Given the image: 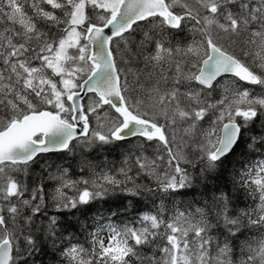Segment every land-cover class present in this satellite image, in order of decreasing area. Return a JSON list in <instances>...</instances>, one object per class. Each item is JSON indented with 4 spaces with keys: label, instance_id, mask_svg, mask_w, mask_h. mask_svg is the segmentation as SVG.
<instances>
[{
    "label": "snow or ice",
    "instance_id": "6c2138e0",
    "mask_svg": "<svg viewBox=\"0 0 264 264\" xmlns=\"http://www.w3.org/2000/svg\"><path fill=\"white\" fill-rule=\"evenodd\" d=\"M0 264H264V0H0Z\"/></svg>",
    "mask_w": 264,
    "mask_h": 264
},
{
    "label": "trees",
    "instance_id": "16d2710c",
    "mask_svg": "<svg viewBox=\"0 0 264 264\" xmlns=\"http://www.w3.org/2000/svg\"><path fill=\"white\" fill-rule=\"evenodd\" d=\"M109 159H112V157H111V156H109Z\"/></svg>",
    "mask_w": 264,
    "mask_h": 264
}]
</instances>
